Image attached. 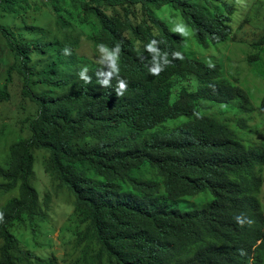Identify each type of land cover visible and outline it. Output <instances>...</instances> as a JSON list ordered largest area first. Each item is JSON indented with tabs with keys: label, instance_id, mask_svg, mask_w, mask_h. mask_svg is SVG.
Returning <instances> with one entry per match:
<instances>
[{
	"label": "trees",
	"instance_id": "trees-1",
	"mask_svg": "<svg viewBox=\"0 0 264 264\" xmlns=\"http://www.w3.org/2000/svg\"><path fill=\"white\" fill-rule=\"evenodd\" d=\"M27 1L0 0V7L18 16ZM73 4L83 23L95 17L98 30L90 40L107 57L90 69L75 45L65 53L64 43L32 41L25 32L0 27L16 57L0 89V105L11 100L17 71L22 96L38 107L36 116L27 119L31 137L15 142L8 168L0 166V189H18V196L0 208V264H30L32 253L19 246L13 225L34 220L41 209L31 184L37 150L50 153L46 173L73 196L75 217L86 225L87 247L93 242L98 246V261L264 264L263 179L257 171L264 167V147L246 144L228 123L198 113L201 101H239L246 112L256 108L244 89L224 77L220 64L184 52L182 38L156 14L166 7L179 12L198 46L207 48L234 38L233 5L228 0ZM139 10L144 16L140 23ZM58 20L72 24L62 14ZM255 46L264 47V34ZM36 54L51 59L40 68ZM260 59V53L250 57ZM155 68L158 74L152 73ZM120 81L126 84L123 95H117ZM35 86L49 90L40 92ZM257 110L264 113V97ZM180 118L182 123L166 128ZM146 166L163 178V185L135 177ZM204 192L213 195L209 204L179 209L181 199Z\"/></svg>",
	"mask_w": 264,
	"mask_h": 264
},
{
	"label": "rangeland",
	"instance_id": "rangeland-1",
	"mask_svg": "<svg viewBox=\"0 0 264 264\" xmlns=\"http://www.w3.org/2000/svg\"><path fill=\"white\" fill-rule=\"evenodd\" d=\"M228 1L233 5L230 16L234 38L207 48L198 46L193 29L185 23L179 12L166 7L156 11V14L182 38L184 52L201 61L220 64L224 77L244 89L252 106L256 108L246 112L239 101L228 105L201 101L198 113L228 123L246 144L264 147V113L257 110L264 97V47L255 46L256 41L264 34V0ZM23 5L26 9L17 8L22 11L18 16L0 7V27L18 35L25 32L26 37L32 41L45 39L46 42L64 43L65 48L75 45L76 53L83 63H88V69L105 62L107 57L90 40V36L98 30L95 17L83 23L78 16L81 10L74 6L73 0H28ZM204 6L212 10L208 5ZM218 9L224 11L222 5ZM60 14L72 24L62 25L58 20ZM143 19L142 11L139 10L136 22L140 23ZM28 25L35 29H28ZM152 25L158 32V27ZM256 53L261 54V59L251 61L250 57ZM57 56L58 54L54 55ZM50 59L49 55L35 56V62L40 68L45 67ZM15 62V54L8 46L3 32H0V89L7 83L9 69ZM22 86L23 79L15 71L14 81L10 85L11 100L0 105V166L5 169L10 161L11 146L21 139L31 137L27 119L36 116L38 110L35 103L22 96ZM35 89L40 92L49 90L44 86H35ZM183 121L184 118H180L178 121L169 122L166 128L171 130ZM36 157L31 184L39 193V215L34 220L24 218L22 222L13 225L19 246L32 253L30 264H107L105 259L100 262L94 257L98 249L94 242L87 247L89 237L86 236V225L81 224L75 217L73 196L46 173L50 153L37 150ZM257 171L263 179L259 201L264 211V167ZM135 177L141 181L163 185V178L148 166L136 171ZM125 190H129V186H125ZM163 194L162 189L160 195ZM17 196L18 189L9 192L0 189V208ZM212 199L210 192H204L197 197L181 199L178 207L182 211H192L206 206Z\"/></svg>",
	"mask_w": 264,
	"mask_h": 264
},
{
	"label": "clouds",
	"instance_id": "clouds-1",
	"mask_svg": "<svg viewBox=\"0 0 264 264\" xmlns=\"http://www.w3.org/2000/svg\"><path fill=\"white\" fill-rule=\"evenodd\" d=\"M181 31L183 32V29H181ZM185 34H187V33H185ZM100 47L102 48V50H106V47L105 46L101 45ZM64 51H65V53H67L68 52V49L66 48ZM111 55L112 54H110V56ZM113 66H115V60H113ZM151 71H152L153 74H158L159 73V69L158 68L151 69ZM80 75L82 76L83 73L81 72ZM86 82H87V80H86ZM106 83L107 82H105V84ZM125 89H126L125 82L124 81H120L119 88L117 89V95H123V91L122 90H125ZM237 220L240 221V217H237Z\"/></svg>",
	"mask_w": 264,
	"mask_h": 264
}]
</instances>
